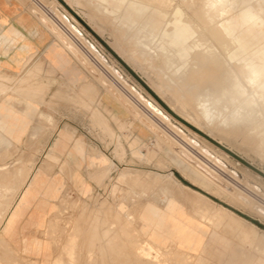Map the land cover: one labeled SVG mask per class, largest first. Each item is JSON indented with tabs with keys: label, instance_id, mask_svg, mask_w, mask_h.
Segmentation results:
<instances>
[{
	"label": "rangeland",
	"instance_id": "rangeland-1",
	"mask_svg": "<svg viewBox=\"0 0 264 264\" xmlns=\"http://www.w3.org/2000/svg\"><path fill=\"white\" fill-rule=\"evenodd\" d=\"M130 1L116 9L113 0H33L37 15L43 12L62 21L77 38V43L71 37L62 41L53 33L84 71L83 81L69 82L62 71L40 60L19 78L0 80V104L28 121L19 140L0 130V213L10 208L9 218L13 210L19 212L13 230L0 228V264H33L32 246L35 264H79L66 242L81 235L120 236V264H201L198 257L179 249L174 239L162 244L151 236L162 229L156 219L147 222L142 214L164 208L180 217L184 212L201 218L208 230L216 229L230 239L225 247L213 243V248L222 250L214 264H230L246 250L264 264V217L237 196L206 186L201 176H187L175 151L155 130L165 128V136L177 147L180 143L170 138L171 132L185 144L193 140L208 146L207 153L235 170L242 186L253 185L252 191L264 198V95L246 78L249 69L244 66L264 44V11L258 8L263 1L226 0L213 20L204 10L209 0H154L158 5L135 0L143 13L137 20L125 13ZM149 15L161 19L159 29L145 24ZM163 27L181 38L177 52L169 45L176 36L164 34ZM241 33L249 45L242 54L233 51ZM257 37L260 40L255 42ZM207 64L216 71L220 65L219 74H211L214 68ZM201 75L214 77L213 81L203 77L206 82ZM232 80L242 83L243 92L232 94L231 100ZM109 84L117 87L120 97L126 99L128 94L137 104L129 101L133 108L126 107L108 91ZM113 101L130 115L129 120L113 113L109 105ZM141 115L153 121L154 128ZM34 168L46 184L33 187L35 203L28 213L32 189L25 190L22 203L13 209L11 202ZM175 190L183 199L175 196ZM148 204L153 205L151 210ZM257 204L264 209V204ZM117 206L120 211L113 212ZM129 207L132 210L125 211ZM32 212L35 220L30 221ZM215 220L220 223L213 225ZM2 223L6 224V216ZM36 241H45L43 249L36 248ZM51 247L57 248L54 255ZM244 257V263L252 259Z\"/></svg>",
	"mask_w": 264,
	"mask_h": 264
},
{
	"label": "crops",
	"instance_id": "crops-1",
	"mask_svg": "<svg viewBox=\"0 0 264 264\" xmlns=\"http://www.w3.org/2000/svg\"><path fill=\"white\" fill-rule=\"evenodd\" d=\"M123 1L124 0H113L112 3H114V8H120ZM148 1L157 4L154 0ZM33 4V0H0V80L1 78H19L20 74L25 70L29 68L32 69L35 66V60H40L45 63V66L62 71L65 80L68 79L69 82L81 83L83 81L84 71L78 67L77 60L73 58L68 49L59 43L55 35L41 23L39 16L35 13ZM125 13L134 20L142 17L143 14L141 5L137 4L135 0L128 3L125 7ZM146 20L145 24L149 25L152 30L159 29L161 19L159 21L158 16L153 17L149 15ZM69 21L74 24L70 19ZM161 31L170 37L176 36L174 40L170 38L169 45L177 52L179 50L177 45L181 41L179 35L168 33L165 27L161 28ZM0 83L2 84L3 82L0 81ZM109 105L112 107L113 113L117 117L123 120L130 119V115H128L126 111H120L121 107L117 103L113 101V103H109ZM28 106L35 109V105L30 102H28ZM8 110V108L4 109L3 105L0 104V115L2 116V118H0V130L6 132L12 138L19 140L28 121L25 116ZM27 178L28 179L24 180L26 184L23 182L16 198L11 202L13 209L19 207L22 203L25 190L33 185L35 168ZM34 203L35 189L33 190L32 188V197L27 203V213ZM30 204H32V206H30ZM148 206L151 210L153 205L148 204ZM130 208L131 207L125 209V211L132 210ZM164 209L166 210L164 212L155 211L142 214V218L147 222H152L156 219L158 225L162 229L161 231H153L151 236L162 244L165 243L167 238L174 239L179 249L189 252L192 257H198L201 264L206 262L214 264L216 259L220 260L222 257V250L220 248H213L212 245L217 241L222 247L228 246L230 244V239L228 237L218 233L216 229L208 230L202 225L200 221L201 218L197 219L183 212V219L175 212L166 208ZM8 211L9 208L6 213H0V225L5 216L6 220L8 219ZM112 211H120L119 206L116 208L114 207ZM2 214L5 215L2 216ZM29 217L30 221L35 220V212H32ZM185 219L187 221L190 220L189 222L191 224ZM244 222H246V225L249 224L247 220H244ZM196 223H199L198 225L204 228L198 227ZM212 223L213 225H217L220 222L215 220ZM148 238H150V236H148ZM44 242L45 241H36V248L38 250L43 249L41 246ZM33 244H35V239ZM66 244H70L69 249L74 251L75 258L79 260V264H120L119 254L121 249V237L118 235L106 237L101 235H81L77 241H69L68 243L66 242ZM34 249L35 246H32L33 257L31 260L33 264H35ZM65 249H67V247H65ZM56 250V247H51V252L53 251L55 253ZM244 256H249V258L252 256L253 259H248L247 263H244ZM230 264H262V262L257 255L246 250L243 253L239 252L237 259L231 261Z\"/></svg>",
	"mask_w": 264,
	"mask_h": 264
},
{
	"label": "bare ground",
	"instance_id": "bare-ground-1",
	"mask_svg": "<svg viewBox=\"0 0 264 264\" xmlns=\"http://www.w3.org/2000/svg\"><path fill=\"white\" fill-rule=\"evenodd\" d=\"M226 0H209V1H206L205 2V9L204 10H206L209 14V19H211V20H213L214 19V17L215 18H218V16H215V15H217V13H218V11H219V9L221 8V6L220 5H222L221 3L222 2H225ZM263 1V4H261V3H258V8H259V12L261 13V12H263L264 11V0H262ZM146 2V1H145ZM218 3H220L219 5H218ZM158 5V4H157ZM168 6V5H167ZM199 6H201V5H199ZM218 6H220L219 8H218ZM200 8V7H199ZM256 8V7H255ZM258 8H256V9H258ZM204 12V11H203ZM46 13V12H45ZM214 13V14H213ZM259 14V13H258ZM47 14H43V12H42V14H38V16H39V19L41 20V23H43L44 25H45V27H47V29H49V31H51L52 33H55L62 41H65V39H67V38H69V37H71V39H73L74 41H75V43H77L78 41H77V38H75V37H73V36H71L70 34H73L72 33V31L70 32L69 31V28H67V26H65L64 25V23L62 22V21H58L57 22V20H55V19H53L51 16L49 17H47L46 16ZM65 17V16H64ZM67 20H69L67 17H65ZM202 19H203V17H202ZM259 19H260V21L262 20V15H260L259 16ZM204 21H205V17H204V19H203ZM202 20V21H203ZM203 23V22H202ZM204 23H206V21L204 22ZM260 23H262V22H260ZM259 23V24H260ZM42 24V25H43ZM72 24V23H71ZM220 25H222V27L223 28H230L229 26H226L225 24H220ZM219 26V25H218ZM72 27L74 28L75 26H74V24H72ZM195 27V26H194ZM213 27V26H212ZM220 27V26H219ZM58 28L60 29V30H58ZM216 28V27H215ZM75 29V28H74ZM207 29V28H206ZM249 29V28H248ZM244 30H246V29H244ZM212 31H214V29L212 30ZM250 31V30H249ZM261 31H263V33H261V36L262 35H264V29L263 30H261ZM78 32L80 33V35H83V32L82 31H80V30H78ZM208 32H209V30H208ZM214 34H215V31H214ZM238 34V33H237ZM253 34V33H252ZM216 35V34H215ZM218 35H220V34H218ZM245 36H246V34L245 33H241L239 36H238V40H237V46H238V48L237 49H234L233 51H239V52H241V54H242V52H244L245 50H247V49H249L248 47H249V45H247V42H246V40H245ZM65 37H67V38H65ZM73 37V38H72ZM190 37V36H189ZM202 37V36H201ZM219 37V36H218ZM255 37V36H254ZM220 38V37H219ZM218 38V39H219ZM220 40V39H219ZM258 40H260L258 37H257V39L255 40V42H257ZM218 42V41H217ZM226 42V41H225ZM64 43V42H63ZM192 43V42H191ZM227 43V42H226ZM92 44V43H91ZM223 44V43H222ZM96 51H97V48H96ZM255 50H253V52H254ZM258 51L260 52L259 53V55L258 56H253L252 58H250L249 60H248V62L247 63H245L244 64V66L245 67H247L248 69H249V71L247 72V73H245V76H246V78L247 79H249L251 82H254V83H256L258 86H259V88L261 89V92H262V95H264V44L262 45V46H260L259 47V49H258ZM198 52V51H197ZM238 52V54L240 55V53ZM97 53H98V51H97ZM212 53V52H211ZM237 54V53H236ZM237 54V55H238ZM77 55H78V57H79V59L80 58H83L82 56H81V54H79V53H77ZM233 55V54H232ZM102 56V55H101ZM231 56V55H230ZM104 59H105V57L104 56H102ZM217 58V57H216ZM229 58H231V57H229ZM214 59V58H213ZM218 59V58H217ZM202 60V59H201ZM203 60H204V58H203ZM219 60V59H218ZM239 60H240V58H239ZM211 62V61H210ZM210 62H209V64H210ZM209 64H207L210 68L211 67H213L214 65H209ZM213 64H216V63H213ZM156 65V64H155ZM169 65V64H168ZM197 65V64H196ZM217 65V64H216ZM215 65V66H216ZM220 66V65H219ZM219 66H217L218 68H219V70H218V68L216 67V69L218 70V71H216L215 70V67H213V68H211V69H213V70H211L210 68H209V71L211 70L212 71V73H211V71H210V73L211 74H213V72H217L216 74H219V72H220V67ZM98 67H100V66H98ZM197 67H198V65H197ZM240 67V65L239 66H237V68H239ZM207 68V67H206ZM236 68V69H237ZM102 69V68H101ZM192 69V68H191ZM199 69V68H198ZM195 70V69H194ZM227 70V69H226ZM199 71H202V70H198L197 72H199ZM204 71H206V73H208L209 71L207 70V69H204ZM208 71V72H207ZM223 71V70H222ZM243 71V70H242ZM102 72L103 73H105L106 71H103L102 70ZM228 72V71H227ZM193 73V72H192ZM203 73H205V72H203ZM168 74V73H167ZM196 74V73H195ZM194 74V76H199L200 74H202V72H200L199 73V75L198 74H196L195 75ZM209 74V73H208ZM207 74V75H208ZM221 74V73H220ZM241 74V73H240ZM169 75V74H168ZM192 75V74H191ZM203 75V74H202ZM202 75H201V77H202ZM214 75V74H213ZM212 75V76H213ZM109 76V75H108ZM211 76V75H210ZM229 76V75H228ZM227 76V77H228ZM192 77V76H191ZM203 77H205L206 78V76H203ZM203 77L201 78V79H203ZM190 78V77H189ZM193 78V77H192ZM199 79H200V77H198ZM197 78V79H198ZM203 79V80H205L206 81V79L209 81H211L214 77H212V79H209V77L208 78H206V79ZM217 78V77H216ZM221 78V77H220ZM159 79H160V77H159ZM195 79V78H194ZM227 79V78H226ZM228 79H229V77H228ZM227 79V80H228ZM196 80V79H195ZM216 80V79H215ZM224 80V79H223ZM239 80V79H238ZM238 80H232L231 82H230V84H229V88H228V90H229V93H230V95L232 96L231 97V100H232V98L234 97L233 95H237V94H239V93H241L242 94V89H241V87H242V83L240 82V81H238ZM202 81V80H201ZM209 81V82H210ZM213 81V80H212ZM211 81V82H212ZM225 81V80H224ZM207 82V81H206ZM209 82H208V84H209ZM216 82H218V80H216ZM215 82V83H216ZM199 83H200V81H199ZM204 83V82H203ZM220 83H221V81H220ZM226 82H224V84H225ZM181 84V83H180ZM210 84H212V83H210ZM216 84H218V83H216ZM223 84V86H225ZM236 84V85H235ZM213 85V84H212ZM220 85V84H219ZM227 85V84H226ZM201 86V85H200ZM210 86V85H209ZM216 86V85H215ZM219 87V86H218ZM176 88V87H175ZM196 88V87H195ZM194 88V89H195ZM200 88V87H199ZM198 88V89H199ZM226 88V87H225ZM107 89H108V91L113 95V96H115V97H117L118 99H119V101L121 102V103H123L126 107H128V108H130V109H132L133 108V106L131 105V103H129V101H131L133 104H137L136 103V100L134 99V97H133V99L128 95V94H126V99H128V100H126V99H124V98H122V97H120V95L119 94H117V87H115L114 85H107ZM132 89H134L137 93H139L138 92V90L137 89H135V88H132ZM173 89V88H172ZM201 89V88H200ZM226 90V89H225ZM184 91V90H183ZM175 92V91H174ZM227 92V91H226ZM246 92V91H245ZM180 93V92H179ZM188 94V93H187ZM223 94V93H222ZM227 94V93H226ZM233 94V95H232ZM199 95V94H198ZM223 95H225V94H223ZM222 95V96H223ZM200 96V95H199ZM202 96V95H201ZM200 96V97H201ZM226 97V96H225ZM191 98H192V96H191ZM222 98V97H221ZM236 98V97H235ZM184 99V98H183ZM224 100V99H223ZM253 100H254V98H253ZM184 101V100H183ZM192 101V100H191ZM193 101H195V100H193ZM246 101V100H245ZM201 102V101H200ZM233 102H235V101H233ZM243 102V101H242ZM197 103V102H196ZM229 103V102H228ZM231 103V102H230ZM243 104V103H242ZM196 105H198V104H196ZM247 105H249V103L247 104ZM201 106H203V104L201 105ZM250 106V105H249ZM262 106V105H261ZM200 107V106H199ZM244 107V106H243ZM246 107V106H245ZM219 108V107H218ZM197 109V108H196ZM199 109V108H198ZM207 109V108H206ZM242 109V108H241ZM243 110V109H242ZM205 111V110H204ZM203 111V112H204ZM147 111H145V113H146ZM200 112V111H199ZM209 112V111H208ZM219 112V111H218ZM240 115V114H239ZM142 116V119L143 120H145V122H148L149 120H147V118L145 117V116H143V115H141ZM200 116V115H199ZM203 116V115H202ZM211 116V115H210ZM208 117H209V115H208ZM152 118V117H151ZM202 118V117H201ZM206 118H207V116H206ZM210 118V117H209ZM209 118H207V119H209ZM24 119V118H23ZM40 119V118H39ZM153 119V118H152ZM205 119V118H204ZM150 122V124H151V126L153 127L154 126V124H152L153 123V121H152V123H151V121H149ZM154 128V127H153ZM163 128V127H162ZM262 128V127H261ZM155 130H156V132H157V134L159 135V136H162L165 140H166V142L168 143V144H170V146H171V149H173L174 151H175V155H176V160L183 166V167H185L186 169L184 170L186 173V175L187 176H190V177H192L193 179H196L197 178V175L198 176H201V178L202 179H199V180H201L206 186H214V187H217V188H219L220 190H222V191H225V192H227V193H229V194H232V196L234 195V196H237L240 200H242L244 203H246V204H248V205H251L252 207H253V209H255V211H258L259 213V215H262V217H264V209L262 208V209H260L261 207L257 204L258 202L260 203V204H264V198L262 197L263 195H259L257 192L255 193V191L253 190L252 191V188H253V185L251 186V188H249L247 185H241V183L242 182H240V181H238V177L236 176V174H237V172L235 171V170H232V169H229V168H227V166H225V163L223 164V162L222 161H218L216 158H214V157H212V155L211 154H209V153H207V151L210 149L208 146H206V147H201L200 145H198L196 142H194L193 140H190L189 142V144L188 143H184V142H182L181 141V139L179 138V135L176 133V132H171L170 134H168V135H170V138H172V139H174V141H175V143L176 142H179L180 144V146H175V145H173L172 143H171V141L169 140V138L168 137H166L165 135H167V130L164 128V129H161V128H155ZM169 133V132H168ZM62 140H64L65 142H66V138H65V135L63 134L62 135ZM69 138V137H68ZM67 138V139H68ZM185 141V140H184ZM186 142V141H185ZM199 146V147H198ZM79 148V147H78ZM78 148H77V150H78ZM203 148H205V149H203ZM81 151V150H80ZM74 153V151H71V153ZM29 168H33L32 166L31 167H29ZM70 168V167H69ZM30 170V169H29ZM24 173V172H23ZM8 174V173H7ZM25 174V173H24ZM23 174V175H24ZM9 175V174H8ZM28 175V172H27V174L26 175H24L25 177ZM3 176V175H2ZM24 178V177H23ZM28 179V178H27ZM25 180V179H24ZM9 181V180H8ZM7 181V182H8ZM24 182V181H23ZM42 182V184L44 185V184H46V181L43 179V176L41 175V173L40 172H35V178H34V182H33V185H31L30 187H29V190L30 189H32L33 187H34V185H35V188H36V185H39V183H41ZM9 183V182H8ZM16 183V182H15ZM24 184H26V182H24ZM7 185V184H6ZM170 185V184H169ZM168 186V185H167ZM167 186H165V187H167ZM255 186V185H254ZM24 187V186H23ZM170 187V186H169ZM177 187V186H176ZM186 188V187H185ZM176 189V188H175ZM193 190V189H192ZM255 190H260V188L259 187H257L256 186V189ZM174 191V190H173ZM196 191V190H195ZM237 191H239L240 192V195H241V193H242V196H240L239 195V193H237ZM261 191V190H260ZM259 191V192H260ZM172 192V191H171ZM175 196L176 197H179V199L181 198L180 196H181V194L180 193H178V191L176 192V190H175ZM182 193V192H181ZM262 193V192H261ZM187 194H185V196H186ZM172 197H173V195H172ZM205 197V196H204ZM11 198V197H10ZM25 198H27V196H25ZM156 198V197H155ZM155 198H154V200H155ZM208 198V197H207ZM31 199V198H30ZM181 199H183V198H181ZM180 199V200H181ZM187 199V198H186ZM191 199V198H190ZM236 199V198H235ZM27 200V199H26ZM209 200V199H208ZM208 200L206 201V202H208ZM9 201V200H8ZM25 201V200H24ZM30 201V200H29ZM28 201V202H29ZM65 202V201H64ZM213 202V201H212ZM203 203V202H202ZM211 203V202H210ZM191 204V203H190ZM204 204V203H203ZM212 204V203H211ZM205 205V204H204ZM207 205V204H206ZM214 205V204H213ZM9 206V205H8ZM259 207V208H258ZM263 207H264V205H263ZM201 208V207H200ZM199 208V209H200ZM10 209V208H9ZM193 209V208H192ZM257 209V210H256ZM195 211V210H194ZM196 213H197V211H196ZM207 213V212H206ZM127 214V213H126ZM18 215H19V212L17 211V212H14V210H13V215H9L10 217L6 220V224H3V225H1L0 226V228L2 227L3 229H5V232H7L10 228V230H13V225L12 224H15L16 223V220H17V218H18ZM84 215V214H83ZM206 215V214H205ZM201 216H203V214L201 215ZM23 218V217H22ZM190 219V218H189ZM205 219V218H204ZM190 221V220H189ZM200 221H201V219H200ZM195 222V221H194ZM120 223V222H119ZM131 223V222H130ZM197 224V223H196ZM199 224V223H198ZM197 224V225H198ZM7 225V226H6ZM128 227V226H127ZM59 228V227H58ZM122 228V227H121ZM238 228V227H237ZM1 232V231H0ZM10 232V231H9ZM13 232H15V231H13ZM123 232V231H122ZM124 232H125V230H124ZM123 232V233H124ZM5 234H7V233H5ZM13 234V233H12ZM48 234V233H47ZM75 234V233H74ZM115 234H116V232H115ZM8 235H10V234H8ZM103 235V234H102ZM114 235V234H113ZM133 235V234H132ZM12 236V235H11ZM47 236V235H46ZM111 236V235H110ZM116 236V235H115ZM61 237V236H60ZM2 238V237H1ZM0 238V239H1ZM74 238V237H73ZM134 238V237H133ZM104 239V238H103ZM72 240V239H71ZM78 240V239H77ZM76 241V240H75ZM68 243V242H67ZM72 246V245H71ZM75 246V245H74ZM259 246H260V244H259ZM261 246H262V244H261ZM10 248V247H9ZM127 248V247H126ZM13 249V248H12ZM74 249V248H73ZM143 249H146V247L145 248H143ZM54 253V252H53ZM64 253V252H63ZM60 255V254H59ZM175 255V254H174ZM72 257V256H71ZM123 258V257H122ZM56 259V258H55ZM124 259V258H123ZM253 259V258H252ZM120 263V262H119Z\"/></svg>",
	"mask_w": 264,
	"mask_h": 264
}]
</instances>
